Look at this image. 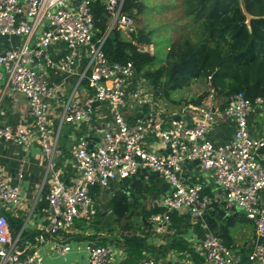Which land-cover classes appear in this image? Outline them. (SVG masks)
Here are the masks:
<instances>
[{
    "label": "built area",
    "instance_id": "2783aa9c",
    "mask_svg": "<svg viewBox=\"0 0 264 264\" xmlns=\"http://www.w3.org/2000/svg\"><path fill=\"white\" fill-rule=\"evenodd\" d=\"M92 1L0 0V80L12 93L27 99L32 116L27 123L1 124L0 141L16 145L37 142L52 167L61 153L58 138L63 123L96 126L92 119L95 102L104 105L111 120L107 128L98 130L99 143L81 138L71 144L69 151L79 173L75 185L64 183L57 172L51 173L50 213L34 242L48 241L58 254L67 253L71 246L66 235L91 207L93 189L140 170L155 172L170 185L161 211L148 217L157 230L182 208L193 217H202L208 203L203 186L185 184L181 179L184 164L197 159L199 171L212 174L219 185L224 207L232 212L238 206L254 225L252 245L245 251H235L217 233H205L201 241L204 261L264 264V165L259 157L264 130L253 134L248 122L253 108L264 109V97L250 99L236 92L220 108L208 77V94L200 104L187 103L173 113L155 111L158 102L148 97L152 85L137 76L133 62L110 60L103 51L112 29L129 35L134 27L133 17L123 10L125 0H100L109 18L107 32L101 37H96ZM71 75L76 82L68 90ZM60 98L64 101L53 127L52 103ZM145 107L148 113H144ZM226 119L234 123L232 138L216 143L210 136L213 124ZM20 202L19 185L10 183L0 170V203L18 206ZM22 234L23 227L13 233L6 213L0 211V264L35 263L32 255L23 256ZM78 250L85 253V264H128L115 258L111 245L95 240L85 241ZM139 264L159 263L147 256Z\"/></svg>",
    "mask_w": 264,
    "mask_h": 264
},
{
    "label": "crops",
    "instance_id": "0c3cea01",
    "mask_svg": "<svg viewBox=\"0 0 264 264\" xmlns=\"http://www.w3.org/2000/svg\"><path fill=\"white\" fill-rule=\"evenodd\" d=\"M161 1H164L166 6V12H163H171L174 15L171 21H180L177 14L181 12L174 13V11H178L182 0ZM163 18H167L166 14L160 17L164 21ZM1 39L3 38L0 37V41ZM14 40L17 41V39ZM137 76L144 77L138 72ZM53 77L58 80V76L53 75ZM67 81L69 90L76 82V77L71 75ZM159 92L162 93V90L160 89ZM63 101L64 99L60 98L58 102L52 103L51 110L52 113L55 112V115L51 116L53 127L58 124ZM157 102L159 106L154 110L165 113H173L175 109H182L187 104L179 105V108L175 105L169 108L167 100ZM93 108L92 119L96 126L81 124L76 130L73 123L61 125L58 138L61 153L53 159L52 167L47 165V158L37 142L16 145L0 141V170L10 183L19 185L20 205L11 208L6 206L11 211L9 214L11 217L22 220L20 228L23 227V234L20 249L23 251V256L32 255L34 264H85L86 255L78 250V246H82L87 240H95L101 244L111 245L115 251V258L128 264H139L147 256L154 258L159 264H207L201 250V241L207 232L217 233L220 236L222 233L226 234L228 246L235 251H245L251 247L254 227L252 229L243 227L242 230L236 228L237 221L243 215L237 211L226 214L225 210L221 209L222 195L210 189L212 188L208 184L210 177L207 175L203 177L201 174L204 173L200 172L198 166L192 162L184 164L181 179L185 184L198 183L203 186L202 193L207 196L208 203L202 217H193L187 209L182 208L171 213L170 221L163 223L160 230H157L148 217L154 213L150 211L161 208V201L169 192L170 185L157 173L140 170L125 179H115L106 187L97 186L93 189L91 207L83 211L82 215L75 220L70 233L66 235V243L71 246L67 253L58 254L48 241L34 242V237L46 223L50 213L47 194L51 173L57 172L62 181L69 186L75 185L78 180L79 173L69 153V143L62 135L64 125L67 132L73 131L76 135L86 133L90 138L89 142H96L95 140L100 136L98 130L107 128L111 122L104 105L95 102ZM149 111L147 107L144 108V113ZM31 120L27 99L21 94L9 92L4 82L0 80V125L14 126ZM248 122L253 134L261 133L264 130V109L253 108ZM233 131L232 120H218L213 124L210 136L216 143L226 142L231 140ZM259 157L264 165V147L260 149ZM19 173L22 174L21 178L18 177ZM116 193H123L127 201L125 217L121 220L116 219L111 207V200ZM93 216L97 222L94 227L90 223ZM113 222L119 225L116 233L110 228L105 230V227ZM125 224L127 226H124ZM224 225H227L226 233L222 229ZM235 229L237 232L234 231ZM111 231L113 232L110 233ZM222 239L224 241L223 237ZM129 240L143 241L145 248L131 247L128 245Z\"/></svg>",
    "mask_w": 264,
    "mask_h": 264
},
{
    "label": "trees",
    "instance_id": "16d2710c",
    "mask_svg": "<svg viewBox=\"0 0 264 264\" xmlns=\"http://www.w3.org/2000/svg\"><path fill=\"white\" fill-rule=\"evenodd\" d=\"M244 3L248 15L243 13L239 0H182L184 16L197 21L204 36L198 41L199 44L190 46L186 39L185 53L169 54L168 59L172 60L174 56L175 62L170 68L172 79L166 84L177 86L181 82L179 79L185 76L189 79L203 77L206 80L210 77V85L215 89V98L219 101L220 108H224L227 97L236 92H241L250 99L264 97V0H244ZM143 9L141 0L124 1V12L133 18L141 14ZM91 12L96 37L104 36L109 18L100 0L92 1ZM130 36V40L123 39L119 29H112L106 35L103 51L110 60H131L136 71L160 90L162 86L156 82L164 73V67L159 66L153 74L148 65L155 60L154 53L143 51L134 43L150 44L149 33L138 32L134 26L130 30ZM207 94L208 91L204 90L185 103L198 105ZM111 207L117 220L125 217V195L116 193L111 200ZM157 211H161V208L153 209L150 213ZM6 215L15 234L22 220ZM222 229L226 233L227 225L222 226ZM221 236L228 245L226 234L222 233ZM128 245L145 248L143 241L129 240Z\"/></svg>",
    "mask_w": 264,
    "mask_h": 264
},
{
    "label": "rangeland",
    "instance_id": "374dc122",
    "mask_svg": "<svg viewBox=\"0 0 264 264\" xmlns=\"http://www.w3.org/2000/svg\"><path fill=\"white\" fill-rule=\"evenodd\" d=\"M141 1L144 4V9L141 14L139 15L136 14L137 18L134 16L133 18L134 26L136 27V31L138 32L149 33L151 43L141 44L138 43L137 41L136 42L134 41V43H136L139 49H142L143 51H147L150 54L154 53L155 60L149 63L148 65V69H150V71L153 72V74L155 73L156 69L159 66L164 67V73L156 82V84H160V86H162L164 90L162 91V93H160L158 89L152 86V89H150L151 95L148 94V97L156 99L157 101L160 102L162 101L164 102L167 100V106L169 108H171V106L173 105L179 108L178 107L179 105L182 106V104H184L187 100L191 99L192 97L198 96L204 90H207L208 84H207V80L204 79L203 77H192L189 79L188 76H185L186 78L184 77L183 79H179L181 82H179L177 86H170V83L166 84L169 80L172 79L171 77L172 74L170 76V70H171L170 68L172 64L175 62L173 61V59L175 58L174 56H172L171 58L172 60L168 59V57L169 54L171 53H176V54L185 53L186 39L189 41L188 46L199 44L198 41L202 38V36H204L202 28L197 21L194 20L192 21L188 17L184 16V12L182 10V4L178 7V11H174V13H178L179 11L182 13V14L181 13L177 14L179 15L180 18L178 20L180 21H175V20L171 21L174 18L172 17L174 15H172L171 12L164 13L166 12L165 11L166 6H164V1L161 0H141ZM163 14H166L167 17V18H163L164 21L160 19V17ZM122 36L123 39H127V40L131 39L130 35H127L126 33H122ZM8 91L11 92L10 90ZM65 126L66 125H64L63 127L62 135L65 137L66 142L69 143L68 148H70L72 142H75L81 138L85 140L90 139L88 134L86 133L76 135L73 131L67 132ZM80 126L81 123L79 122L75 123L76 130H78ZM95 141L97 143L100 142L99 138L96 139ZM157 148H160V146H157ZM73 163L75 165L74 160ZM192 163L197 166L199 165V161L197 159L193 160ZM192 174L195 175L194 172H192ZM201 175L204 177L205 174H201ZM206 175L210 176V179L208 180V184L212 187L210 189L219 192V194L222 195L221 189L219 185L215 182L213 175L208 172H206ZM233 207L234 210L237 211V213L241 212V209H239L238 206H233ZM221 209H223V211L225 210L226 214L230 212V210H227L224 207L223 203ZM0 211L8 215L11 212L10 209H8V207L2 203H0ZM90 223L92 227L97 225L95 216L91 218ZM150 223L153 224L152 221H150ZM124 226H127V224H125ZM235 226L237 229L240 230H242L243 227L247 229H252V227H254L253 223L244 217L239 219ZM118 227L119 225L113 222L110 225H107L105 227V230H109L110 228V230H114L116 233ZM234 231L237 232L236 229ZM112 232L113 231H111L110 233Z\"/></svg>",
    "mask_w": 264,
    "mask_h": 264
},
{
    "label": "water",
    "instance_id": "95a60500",
    "mask_svg": "<svg viewBox=\"0 0 264 264\" xmlns=\"http://www.w3.org/2000/svg\"><path fill=\"white\" fill-rule=\"evenodd\" d=\"M240 1V6L242 8V11L244 14L248 15L246 12V8H245V3L244 0H239ZM162 91L164 90L163 88L161 89ZM9 208H11L13 205L12 204H6Z\"/></svg>",
    "mask_w": 264,
    "mask_h": 264
}]
</instances>
